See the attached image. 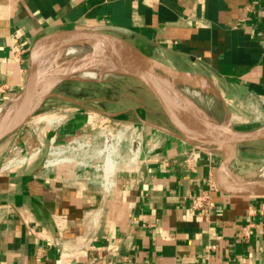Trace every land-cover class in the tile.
Returning <instances> with one entry per match:
<instances>
[{
	"label": "crops",
	"instance_id": "obj_1",
	"mask_svg": "<svg viewBox=\"0 0 264 264\" xmlns=\"http://www.w3.org/2000/svg\"><path fill=\"white\" fill-rule=\"evenodd\" d=\"M102 26L122 29L120 37L145 55L200 76L207 89L193 94L215 119L234 128L264 125V0H0V106L23 89L33 41ZM14 39L19 60L10 53ZM121 99L96 98L109 108L85 105L88 112L66 107L67 120L46 121L50 129L34 123L30 133L10 139L18 130L0 144V264H264V195L217 190L215 150L159 129L177 133L159 105L121 106ZM114 124L133 127L155 149L121 169L108 191L89 182V169L43 166L49 139ZM42 142L44 152L20 161ZM212 187L215 208L204 217L191 198Z\"/></svg>",
	"mask_w": 264,
	"mask_h": 264
},
{
	"label": "water",
	"instance_id": "obj_2",
	"mask_svg": "<svg viewBox=\"0 0 264 264\" xmlns=\"http://www.w3.org/2000/svg\"><path fill=\"white\" fill-rule=\"evenodd\" d=\"M123 33L122 29L113 26L65 29L33 41L27 56V76L23 89L0 106L3 109L0 114V144L21 129L50 98L89 109L75 99L54 92L60 83L80 80L62 78L43 89L36 69L40 57L49 52L65 50L66 46L76 41L107 57L119 67L123 74L121 77L133 78L148 90L177 133L159 129L190 145L207 146L220 155L221 161L213 175L217 190L234 195L263 196L264 182L245 180L232 169V164L241 146L264 143V125L253 130H236L232 125L220 126L204 115H197L177 99L171 86L187 87L201 92L207 89L205 81L200 76L177 71L145 55L121 38L120 34ZM231 183H237L240 187Z\"/></svg>",
	"mask_w": 264,
	"mask_h": 264
},
{
	"label": "built area",
	"instance_id": "obj_3",
	"mask_svg": "<svg viewBox=\"0 0 264 264\" xmlns=\"http://www.w3.org/2000/svg\"><path fill=\"white\" fill-rule=\"evenodd\" d=\"M10 53L19 60L21 46L17 39L10 43ZM45 148L41 146L33 149L22 162L36 158ZM154 147L145 148L142 135L135 133L134 128L124 124L104 125L90 131L87 135L64 134L61 141L55 137L49 139L43 166L48 169L62 165L89 169L92 172L89 182L99 184L100 188L108 191L111 180L123 168H129L142 162L154 151ZM28 155L30 158H28ZM215 188L191 198V209L202 216H209L215 208L212 192ZM250 236V225L242 229L241 239Z\"/></svg>",
	"mask_w": 264,
	"mask_h": 264
},
{
	"label": "rangeland",
	"instance_id": "obj_4",
	"mask_svg": "<svg viewBox=\"0 0 264 264\" xmlns=\"http://www.w3.org/2000/svg\"><path fill=\"white\" fill-rule=\"evenodd\" d=\"M120 78V79H119ZM56 93H61L67 97L75 99L77 101H85L82 103L84 105H93L98 109L109 108L104 101H95L96 98H107V97H117L120 96L122 99L121 103L125 105H144L145 108L157 110L158 103L154 97L148 92L147 89L143 87L141 83L130 77H117L106 80L99 81H65L60 83L54 90ZM108 92H112L111 95H108ZM210 97V96H209ZM212 98V97H211ZM215 104L217 105V101ZM119 106V105H118ZM70 107L71 109L76 108L78 111L88 112L85 109L72 105L70 103H65L60 101L57 98H50L44 102V104L38 108V110L26 121L17 134H14L10 139H15L20 133L29 131V126L38 123L37 126L40 129H44L50 126H46L44 123L46 121L53 122L58 118L67 120L71 115L70 113H65L62 109ZM69 108V109H70ZM94 114V113H89ZM224 117L225 111L217 109V116ZM98 117V116H96ZM99 118V117H98ZM226 118V117H225ZM158 119V118H157ZM162 119V118H161ZM39 121H44L39 124ZM66 122V121H65ZM231 122V121H230ZM61 125V124H59ZM53 126H55L53 122ZM259 126L258 124H251L250 126H236V130H251ZM45 150H43L44 152ZM24 154V153H22ZM26 156V155H24ZM239 167L238 170H235L237 174L244 177L247 181H259L264 179V143L261 144H251L243 145L239 150L238 158ZM21 161V160H20ZM234 169V168H232ZM260 170V171H259ZM262 175V176H261Z\"/></svg>",
	"mask_w": 264,
	"mask_h": 264
},
{
	"label": "bare ground",
	"instance_id": "obj_5",
	"mask_svg": "<svg viewBox=\"0 0 264 264\" xmlns=\"http://www.w3.org/2000/svg\"><path fill=\"white\" fill-rule=\"evenodd\" d=\"M36 69L41 78V88L43 89H47L54 81L62 78L99 81L123 76L119 67L112 61L81 42H71L65 50L45 54L38 59ZM171 87L177 99L197 115H204L220 126L228 127L230 125L228 121L217 120L207 112L197 101L191 88L176 85ZM2 112L3 109H0V114ZM262 173H264V169H262ZM259 182L263 183L264 179ZM231 185L240 187L237 183H231Z\"/></svg>",
	"mask_w": 264,
	"mask_h": 264
}]
</instances>
